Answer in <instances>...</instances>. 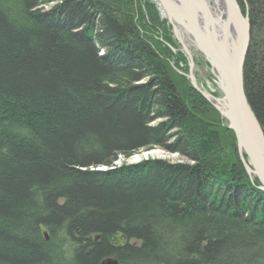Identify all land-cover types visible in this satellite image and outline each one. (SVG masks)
Masks as SVG:
<instances>
[{
  "label": "trees",
  "instance_id": "obj_1",
  "mask_svg": "<svg viewBox=\"0 0 264 264\" xmlns=\"http://www.w3.org/2000/svg\"><path fill=\"white\" fill-rule=\"evenodd\" d=\"M118 1L0 0V264H264V192L233 132L209 102L203 117L188 109L184 92L199 94L170 67L186 57L168 31L158 42L151 4ZM239 2L245 93L264 129V0ZM154 144L194 163L89 170Z\"/></svg>",
  "mask_w": 264,
  "mask_h": 264
},
{
  "label": "water",
  "instance_id": "obj_2",
  "mask_svg": "<svg viewBox=\"0 0 264 264\" xmlns=\"http://www.w3.org/2000/svg\"><path fill=\"white\" fill-rule=\"evenodd\" d=\"M223 1L227 11L223 23L216 20L206 0H161V4L168 21L180 24V31L189 35L190 44L182 43L185 49L188 45L197 46L209 61L215 62L214 66L220 72L222 96L213 98L212 104L218 105L215 108L220 110L221 115L228 120L229 128L234 130L240 160L246 172L251 177L256 175L264 190V134L243 87V63L250 29L239 11L238 1ZM197 8H201V16L195 13ZM243 153L247 154L248 162L256 164V170L247 166ZM257 153H262V158ZM107 260V264H118L112 258Z\"/></svg>",
  "mask_w": 264,
  "mask_h": 264
},
{
  "label": "bare ground",
  "instance_id": "obj_3",
  "mask_svg": "<svg viewBox=\"0 0 264 264\" xmlns=\"http://www.w3.org/2000/svg\"><path fill=\"white\" fill-rule=\"evenodd\" d=\"M150 1H152L154 3V6L156 8V14H158L159 17H161L162 19L165 20L166 31L170 32V33H168L171 37L170 43H168L167 46H169L170 49L174 48L173 51L175 53H179V54L182 53V55H184V57H186L185 60L181 61L180 68H177L175 63H173L172 66L174 68H176V70L180 71L181 74L188 79L191 88L194 89V91L198 92V94H199V97H196L192 92H189V91L184 92L186 94V96H184L183 98L186 100V102L189 106L188 109H193V111L196 109L197 110L199 109V113L201 114V117H203L204 116L203 114H206V115L210 114V112L208 111V108H206V105H205V103L209 102V104L214 108V110H216L219 113L220 118L223 120V122H224L223 124L226 126V128L229 131L233 132V134H234V140L233 141L235 143L236 150L238 152V141L235 137L234 130L229 128L228 120H226L225 117H223L221 115L219 109L215 108V106L217 107L218 105L212 104L213 98L218 99V97L222 96V91L220 88V80H221L220 72L216 68V66H214L215 62L212 63L211 61H209L207 56H204V54L201 52V50L197 46L188 45L189 47H187L185 49V46H183L182 43H184V42L190 43L189 35L184 34L183 30H182V32L180 31V27H181L180 24L173 22L175 25H177V26H174V24H172L168 21L167 17L164 14L163 9H162L161 0H150ZM206 1L208 2L209 8L212 10L213 14L215 15L216 20L223 23L225 16H227L226 7L224 5L225 2L223 0H206ZM237 1H238L237 4L239 7V11L241 12V14L243 16V19L248 24V28L250 29L249 30V32H250L251 31V21H250V17H249L248 5H247V3L245 4V2H244V8L242 9L239 0H237ZM196 7H199V6L196 5ZM200 9L201 8L195 9V13H197L199 16H201V12L199 11ZM163 29H164V27H163ZM174 30L178 31L177 32L178 34L176 32H174ZM179 35H181V37ZM250 38H251V32H250V36H249V41H250ZM180 39H182V41H180ZM165 43H167V42H165ZM249 46H250V43H249V45L245 51V59L247 56ZM100 51L101 52L99 54L102 55L104 53V50L100 49ZM244 62H245V60H244ZM243 65H244V63H243ZM243 70H244V67H243ZM243 87L245 90L244 85H243ZM245 95H246V93H245ZM250 108H251V106H250ZM252 110H253V108H252ZM189 112H192V111L189 110ZM255 117H256V115H255ZM256 119H258V118L256 117ZM166 120L167 119L165 118V116L164 117L157 116V117H154L153 119H149L148 125L151 127H155V125L158 126L160 123H162ZM189 120L192 122H190ZM195 120L196 119L194 117L190 116V118L189 119L187 118L185 122L188 123V124L186 123L188 126L189 125L194 126V127L201 126V125H199L200 122L198 120L197 121H195ZM260 126H261V124H260ZM261 129H262L263 134H264V129L262 127H261ZM170 139H172V137ZM157 148H161L162 150H164V152H167L169 154H173L176 156L178 155V156L182 157V159L177 160L176 164L180 163V164L191 165L194 163V161L192 159H190L188 156L186 157L185 155L179 153L178 151H176V152L169 151L161 145L154 144V145H151L148 147H142V148L139 147L136 151H133V152L128 153V154H125L123 152H118L116 157L110 163L91 166V168H98L101 166L102 168H104V170H101V169H93V170H95V171H110V170L120 168L122 166L133 165V164H138V163H141L144 161H154V160H162V161H169L171 163H175V162H172L171 160L167 159V157L166 158L160 157L161 152ZM256 155L259 158H262V156H263L262 153H259V154L257 153ZM243 156L245 158L244 161L246 162L247 166L250 167L251 170H254V169L256 170V167H255L256 164L252 165L251 162H248L247 154L243 153ZM118 157H123V158L130 157V162H124V163L119 164L117 161ZM238 157L240 160V157H241L240 152H238ZM183 159L187 160V162L183 161ZM240 163H241V160H240ZM241 164H242L244 171L247 174L249 180L252 183L257 182V184H259V185H257V187L261 191L264 192V190L262 189L263 184L260 182L259 178L256 175H253L251 177L246 172L244 164L243 163H241ZM263 170H264V166H263ZM43 235L47 240L49 239L47 232H43ZM114 237L116 239H118V242L119 241H125V243H128V245L140 244V241L138 239H136L135 237L126 236L122 231L115 233ZM91 238L95 239L97 241H100L102 239V235L101 234H98V235L94 234V235H92ZM73 251H75L74 247L70 251H68L69 252L68 254L73 253ZM108 258H112L113 260H116L118 262L117 258H115L113 256H105L104 258H102L100 264H107Z\"/></svg>",
  "mask_w": 264,
  "mask_h": 264
},
{
  "label": "rangeland",
  "instance_id": "obj_4",
  "mask_svg": "<svg viewBox=\"0 0 264 264\" xmlns=\"http://www.w3.org/2000/svg\"><path fill=\"white\" fill-rule=\"evenodd\" d=\"M118 0H116V2H117ZM145 2L147 3V4H151V9H152V12H154V11H156V8H155V6H154V3L152 2V1H150V0H145ZM56 4V2H47V3H43L42 5H40L39 7H38V9L39 10H46V9H49V8H51L52 6H54ZM129 5L130 4V0H119L118 1V7H119V9H123V8H125L126 7V5ZM123 7V8H122ZM136 7V6H135ZM127 8V7H126ZM136 10V9H135ZM159 18H161V17H159ZM162 19V18H161ZM149 21L150 20H148L147 18H144V19H142V20H136V23H138V24H142V25H148V23H149ZM162 32H166V26H164V31H162V30H160L159 31V33H158V39H159V41L158 42H161L160 41V39H162L161 38V34H162ZM173 32V31H172ZM167 34H168V32H166ZM157 34V33H156ZM190 44V43H189ZM163 45H165V42H163ZM166 45H168V43L166 44ZM174 48H172L171 50H173ZM173 57V59L176 61V65H177V68H180V66H181V61L182 60H180L181 58H179V57H176V56H172ZM174 60H173V62L170 64V67H172V68H174L173 66H172V64L173 63H175L174 62ZM176 69V68H175ZM176 72L178 73V74H181V72L180 71H178V70H176ZM174 77V79L176 80V81H178L177 79H176V77L175 76H173ZM200 130V129H199ZM160 152H161V156L160 157H162V158H166L167 157V159H169V160H171L172 162H177V160H179V159H182V157H180V156H176V155H173V154H169V153H167V152H164V150H162L161 148H157ZM225 150L227 151V152H229L230 154H231V152L228 150V148H227V145H226V147H225ZM131 157V156H130ZM130 157H128V158H123V157H118V163L119 164H121V163H124V162H130ZM228 159H230V158H228ZM183 161H185V162H187V160H185V159H183ZM93 169H101V170H104V168H102L101 166L100 167H98V168H89V170H93ZM44 232H47L46 230H44Z\"/></svg>",
  "mask_w": 264,
  "mask_h": 264
}]
</instances>
